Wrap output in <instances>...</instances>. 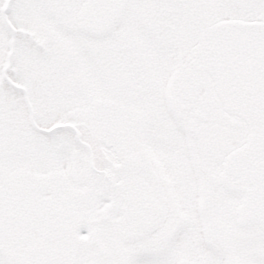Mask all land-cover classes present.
I'll return each instance as SVG.
<instances>
[{"label": "snow or ice", "instance_id": "1", "mask_svg": "<svg viewBox=\"0 0 264 264\" xmlns=\"http://www.w3.org/2000/svg\"><path fill=\"white\" fill-rule=\"evenodd\" d=\"M0 264H264V0H0Z\"/></svg>", "mask_w": 264, "mask_h": 264}]
</instances>
